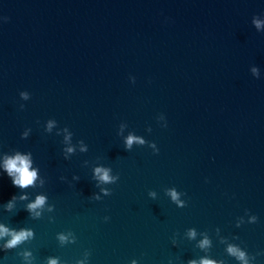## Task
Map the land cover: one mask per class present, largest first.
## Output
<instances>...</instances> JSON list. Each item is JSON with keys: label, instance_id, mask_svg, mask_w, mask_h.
Listing matches in <instances>:
<instances>
[{"label": "water", "instance_id": "1", "mask_svg": "<svg viewBox=\"0 0 264 264\" xmlns=\"http://www.w3.org/2000/svg\"><path fill=\"white\" fill-rule=\"evenodd\" d=\"M0 226V264H264V0H0Z\"/></svg>", "mask_w": 264, "mask_h": 264}, {"label": "clouds", "instance_id": "2", "mask_svg": "<svg viewBox=\"0 0 264 264\" xmlns=\"http://www.w3.org/2000/svg\"><path fill=\"white\" fill-rule=\"evenodd\" d=\"M256 23L257 27H259V21H257ZM132 140L133 138L130 137L128 140L129 145H131ZM68 151H72V149H68ZM4 169L7 173V176L11 178V182L15 187L27 188L28 186L33 185L34 181L37 178L36 170L31 169V160L29 159V157L20 155L19 153H17L14 157H7L5 159ZM95 171L98 178L104 182H109L113 179L109 176L107 169L97 168ZM171 194L173 196V199L175 200L177 198L176 193L173 191ZM12 199H15V196H13ZM44 203L45 197L38 196L34 203L28 205V209L34 210L44 205ZM9 207H11V201H9ZM5 234L11 233H8L7 229H4L2 226H0V236ZM28 235H30V233H26L24 231H21L19 234L13 235V238L8 241L7 247L12 248L16 246L20 241L25 240ZM192 235H194V233H192ZM61 239H63V237H61ZM203 243L206 244L207 241H204ZM229 251L235 252V249L230 248ZM243 255V253H240V258H243ZM50 264H56V262L50 261ZM201 264H212V262L209 260H203Z\"/></svg>", "mask_w": 264, "mask_h": 264}]
</instances>
